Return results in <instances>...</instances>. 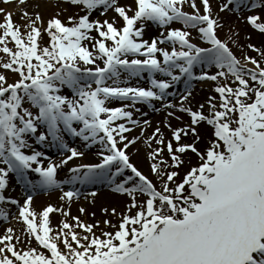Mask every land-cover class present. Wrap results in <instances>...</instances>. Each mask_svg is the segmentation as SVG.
<instances>
[{"label": "snow or ice", "instance_id": "1", "mask_svg": "<svg viewBox=\"0 0 264 264\" xmlns=\"http://www.w3.org/2000/svg\"><path fill=\"white\" fill-rule=\"evenodd\" d=\"M31 7L20 13L23 23L0 7V221L10 215L3 206H15L24 225V239L11 226L0 234V264H264V48L247 43L260 59L238 57L237 29L220 36L221 13L264 34V0H217L215 8L212 0H33ZM9 72L17 77L11 83ZM205 82L216 95L200 102L196 84ZM138 105L166 113L151 135L152 121L135 118L148 116ZM135 128L139 136L130 135ZM142 138L155 180L132 159ZM88 153L95 162L58 178ZM14 184L22 202L5 194ZM77 184L127 198L122 211L101 209L119 217L102 222L114 231L98 236L101 222L71 216L72 201L84 195ZM42 190H59L69 210L36 211ZM98 194L85 199L94 204ZM55 212L65 219L54 230Z\"/></svg>", "mask_w": 264, "mask_h": 264}, {"label": "bare ground", "instance_id": "2", "mask_svg": "<svg viewBox=\"0 0 264 264\" xmlns=\"http://www.w3.org/2000/svg\"><path fill=\"white\" fill-rule=\"evenodd\" d=\"M32 1H28L26 5L24 6H16V4H11V5H2L1 7H6L9 11H11L13 13V17L15 19L20 18V13L24 10L25 7H27L28 11H32ZM213 6L214 8L216 7L217 1L216 0H212ZM189 8H187L186 10H188ZM218 11V9H216ZM49 13L46 11L45 12V16L48 15ZM221 17H223V21L226 24V27L220 32V36L223 38L224 35L227 33L228 31V27H235L237 29V31L239 32V41L238 43L242 46H244L243 52H241L240 48H236L233 47V51L234 53L238 56L241 57L244 53H246L248 55V48L247 46L244 44L245 41V36L248 34L246 33L243 29V26L241 24V22H237L235 15L228 13L227 15L225 13H221L220 14ZM98 14H93V17H97ZM103 17H101L102 19ZM246 34V35H245ZM256 35V34H255ZM252 41L254 42V45L258 48H262L263 44H264V36L260 35V33L254 37H251ZM251 66V65H249ZM213 88L212 83L210 82H205L202 86L197 87L195 95H196V100L200 101V102H204V100L207 98L208 95H216L215 93L211 92V89ZM179 114V113H178ZM136 115V114H135ZM165 117L164 112H161L160 114L151 117L150 118V112H148V116L146 117H142L140 115V117H138V115L135 116L136 119H149L152 121V127L147 129V132L145 133V135H151L153 129L155 128V126L157 124L160 123V121H162ZM185 120L188 119L187 116L184 117ZM171 123L173 124V126H178L179 122L176 120H172ZM161 128L162 131L165 133V135L167 137L170 138V132L168 131V129L164 128V126L161 124ZM140 128H135L133 130V132L130 134L131 136H139L140 135ZM201 131L204 132L205 129L202 126L201 127ZM210 131V129H209ZM153 147H156L155 144H153ZM139 148L140 151L139 153L136 152V149ZM57 150V149H56ZM95 149H93L94 151ZM130 151L133 153L132 159L133 162L137 164V166L146 174L149 175V177L152 179L151 177V172H150V167H149V161L146 159V146L143 143V138L137 143V145L135 147H133L132 149H130ZM48 152L50 154H53L52 150H48ZM166 155V152H165ZM91 156V155H90ZM90 156H85L82 160H90L91 158ZM95 159V156H92ZM61 158L57 157L54 160H59ZM70 162V164L66 167H64L63 169H61L59 171V173L69 169L70 167H72V164L74 163ZM193 164H195L197 161L196 159L193 157ZM82 163H89V162H85L82 161ZM154 179H156L154 177ZM99 189V188H97ZM96 189V191H98ZM98 196L95 198V203H92V198L88 197L87 199L81 201L79 204H74V200L71 203V208H70V214L71 216H78L81 221L88 223V224H96L98 221L101 222L100 223V227L94 229V231L96 232V234L99 236L100 235V229H104L106 231H114V229L108 227L107 225H105L104 223H102L105 219L111 220L113 224H116L119 220V217L117 216H105L104 213L102 212V207H112L115 206L117 207L118 211H122L124 208V203L126 201V197H122L119 195H115V194H111L109 193L107 190H99L98 191ZM84 194V193H83ZM59 195L60 193H56L55 195L51 196H41L38 197L36 199H34V204L33 207L35 208L36 211H41L45 206L51 204L57 207H64L65 210H69L67 208V205L65 202H62L59 200ZM84 195H81V197H83ZM83 207L85 208V212L82 214L79 209ZM10 215H9V225L11 226L15 233L17 235L21 236V239H24V236L21 234V230L24 228V226L22 225V222L17 220L16 218H14L13 220H11V218H13V214H14V210L12 208L8 209ZM92 213H95V216L92 215ZM84 217L86 218L85 220ZM65 217H63L59 212H55L52 213L50 216V226L55 230L58 229L60 227V222L62 220H64ZM69 222L75 224V221H72L71 218L69 217ZM5 230V227L0 229V234L3 233V231ZM78 232H83L82 229H77ZM54 234V233H53ZM33 247H36V243L33 241L32 244ZM63 247V245H60ZM44 251V250H43Z\"/></svg>", "mask_w": 264, "mask_h": 264}, {"label": "rangeland", "instance_id": "3", "mask_svg": "<svg viewBox=\"0 0 264 264\" xmlns=\"http://www.w3.org/2000/svg\"><path fill=\"white\" fill-rule=\"evenodd\" d=\"M243 27H244L245 29L248 30V27L245 26L244 24H243ZM248 36H249V35H248ZM244 43H245L246 45H247V43H252V44H254V42L252 41V39H251V40H245ZM263 48H264V47H263ZM249 52H250V56L256 57L257 59L260 58L257 52H254V51H252L251 49H250ZM0 56H3V54L0 53ZM0 71H3V70L0 69ZM10 75H11V76H10V79H8V80H9V82L11 83V82H13L17 77H15L13 74H10ZM61 248H62V247H61Z\"/></svg>", "mask_w": 264, "mask_h": 264}]
</instances>
